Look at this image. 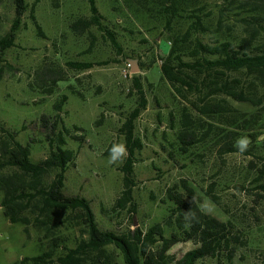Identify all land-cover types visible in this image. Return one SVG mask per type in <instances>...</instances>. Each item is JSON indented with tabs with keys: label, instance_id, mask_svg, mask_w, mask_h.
Masks as SVG:
<instances>
[{
	"label": "rangeland",
	"instance_id": "rangeland-1",
	"mask_svg": "<svg viewBox=\"0 0 264 264\" xmlns=\"http://www.w3.org/2000/svg\"><path fill=\"white\" fill-rule=\"evenodd\" d=\"M94 2L100 26L80 34L71 26L90 18L87 0H26L13 46L0 54V137L4 131L6 140L28 145L31 163L44 160L61 137L62 148L75 154L74 165L64 174L63 195L85 199L101 231L122 235L135 228L163 226L172 208L170 197L186 200L192 195L191 202L204 215L225 225L223 234L228 238L214 257L195 264H264V85L245 72L200 75L184 70L181 82L173 84L160 74L176 39L173 58L184 62L190 61L197 41L248 45L264 52V33L243 24L253 16L247 0ZM13 18L11 0H0V40ZM197 20L204 32L191 29ZM189 31L188 42L180 43ZM106 32L113 34L115 45ZM68 62L90 63L92 68L75 71L67 68ZM49 65L62 69L65 80L45 94L49 80L40 81L36 75ZM135 79L146 106L133 122V138L140 144L132 164L133 206L121 209L117 201L123 191L127 150L117 162L110 161L112 149L126 144L123 125L139 102ZM214 83L242 89L263 103L254 107L213 93ZM62 97L66 100L55 112L53 105ZM207 110L211 113H204ZM42 117L48 121L46 129ZM13 172L5 168L0 175ZM53 176L45 174L42 184L48 185ZM25 215L33 222L35 215ZM9 227L0 210V264H19L53 244L50 264H58L55 260L65 255V249L74 250L88 240L76 220L63 212L54 211L47 226L31 223L28 237L23 226ZM164 231L165 237L177 231L174 220ZM183 237L167 252V264L198 247ZM78 260V264H123L113 246L84 248Z\"/></svg>",
	"mask_w": 264,
	"mask_h": 264
},
{
	"label": "trees",
	"instance_id": "trees-1",
	"mask_svg": "<svg viewBox=\"0 0 264 264\" xmlns=\"http://www.w3.org/2000/svg\"><path fill=\"white\" fill-rule=\"evenodd\" d=\"M90 10L89 19H79L71 26V30L77 33H84L91 26H100L101 17L95 6L94 0H87ZM14 9V18L8 34L0 40V54L13 46L16 31L21 25V20L26 13V0H11ZM247 6L251 8L253 16L243 19L245 26H257L259 31L264 33V22L261 14L264 15V0H247ZM34 21V18L31 17ZM191 29L204 32L201 22L191 25ZM193 26H197L194 28ZM38 35L41 31L36 26ZM110 42L115 45L116 41L112 33L106 32ZM189 33H186L180 43L188 42ZM178 40L173 41V48L168 57L160 67L161 78L171 84L181 82L182 72L188 70L198 72V74H210L214 72L240 73L245 72L253 75L264 85V52L251 49L250 46L233 47L230 43L207 45L197 41L192 49L190 61L184 62L178 56L173 58ZM1 60V59H0ZM1 62V61H0ZM67 68L75 71L89 70L92 68L90 63H66ZM40 81L49 80L45 94H51L53 88L65 80V74L60 68H53L52 65L45 66L36 75ZM138 99L137 107L130 114L128 120L123 125L125 136V147L128 157L123 167V191L117 201V206L124 209L125 206L132 204V164L134 152L140 149V144L133 138V122L139 113L145 109L146 100L143 91L134 80ZM213 93H221L236 102L250 103L258 107L263 103L261 99H253L239 88L231 85H217L212 87ZM66 97L53 105V110L59 112L64 104ZM204 113H211L207 110ZM43 129L48 126L45 117L40 119ZM53 131L55 124L50 127ZM0 137V172L5 168L14 169L9 175H0V193L2 199L0 208L3 216L11 225L18 224L23 226V233L28 237V226H47L54 211L63 212L71 215L77 225L82 227L88 240L74 250L65 249L63 256L57 257L55 262L58 264H78V254L82 249L102 250L104 247L113 246L122 256L123 264H167V252L169 249L180 242V236L185 240H194L198 247L186 253L182 259L173 261L172 264H195L197 261L206 257H214L220 245L228 243L227 235L223 234L225 225L215 219L204 215L198 206L191 202L192 195L185 200L184 197L171 196L169 201L172 208L170 214L165 219L163 226L171 224L172 220L176 223V232L165 237L162 224H155L146 231L135 228L126 234L116 235L112 232L101 231L94 220L93 213L88 202L79 197H65L63 195L64 174L69 166H73L75 154L73 151L65 150L64 140L60 137L57 141L55 150H50L48 156L38 163H31L29 160V146L21 145L3 131ZM53 143V142H52ZM47 173H54L50 183L46 186L42 184V177ZM133 206V205H131ZM25 213L35 215L33 222H30ZM158 244L160 246L158 247ZM55 245L38 256L23 258L19 264L30 262L31 264H50L53 262ZM103 264V263H98Z\"/></svg>",
	"mask_w": 264,
	"mask_h": 264
},
{
	"label": "clouds",
	"instance_id": "clouds-1",
	"mask_svg": "<svg viewBox=\"0 0 264 264\" xmlns=\"http://www.w3.org/2000/svg\"><path fill=\"white\" fill-rule=\"evenodd\" d=\"M112 153L110 162H117L118 159L122 158L126 154V148L123 144H120L112 149Z\"/></svg>",
	"mask_w": 264,
	"mask_h": 264
},
{
	"label": "crops",
	"instance_id": "crops-1",
	"mask_svg": "<svg viewBox=\"0 0 264 264\" xmlns=\"http://www.w3.org/2000/svg\"><path fill=\"white\" fill-rule=\"evenodd\" d=\"M0 210H1V212H2V215H3V211H2V209L0 208ZM4 217V216H3ZM5 218V217H4ZM6 219V218H5ZM7 220V219H6ZM8 222V221H7ZM8 224L10 225V227L9 228H11V224L8 222ZM22 233H23V231H22Z\"/></svg>",
	"mask_w": 264,
	"mask_h": 264
},
{
	"label": "built area",
	"instance_id": "built-area-1",
	"mask_svg": "<svg viewBox=\"0 0 264 264\" xmlns=\"http://www.w3.org/2000/svg\"><path fill=\"white\" fill-rule=\"evenodd\" d=\"M126 67L129 68V67H130V64L128 63V64L126 65Z\"/></svg>",
	"mask_w": 264,
	"mask_h": 264
},
{
	"label": "water",
	"instance_id": "water-1",
	"mask_svg": "<svg viewBox=\"0 0 264 264\" xmlns=\"http://www.w3.org/2000/svg\"><path fill=\"white\" fill-rule=\"evenodd\" d=\"M135 225V224H134Z\"/></svg>",
	"mask_w": 264,
	"mask_h": 264
}]
</instances>
